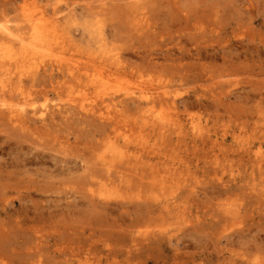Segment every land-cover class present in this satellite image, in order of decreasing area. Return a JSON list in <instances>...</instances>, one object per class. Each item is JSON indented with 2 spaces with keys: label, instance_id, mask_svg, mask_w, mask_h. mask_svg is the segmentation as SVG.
Segmentation results:
<instances>
[{
  "label": "rangeland",
  "instance_id": "1",
  "mask_svg": "<svg viewBox=\"0 0 264 264\" xmlns=\"http://www.w3.org/2000/svg\"><path fill=\"white\" fill-rule=\"evenodd\" d=\"M214 1L204 0L203 2V0H192L191 3H194V6L193 4L189 5L191 4L189 0L185 2V5L183 3L184 8L176 9L177 13L180 11L182 15H185L186 10L190 15L194 13L196 18L194 17V19L192 17L189 20L191 22L194 19L197 23H194V20L190 24L182 21V26H187L188 24L191 28V25L195 26L196 24L199 25L202 23L201 27L207 28L204 30L207 34L209 32L210 35H213L212 37L218 36L211 38L210 35H207L205 40L210 37L209 40L212 39L214 45H218V48L225 49L226 51H244L248 48L246 50L248 55L243 53L239 58L240 63L243 65H258L261 62L264 63V45L262 43L264 42V0H221L220 4L219 2L217 3L219 4L218 6H213L212 3ZM124 2V0H0V26L7 24L12 27H21L30 23L29 19L31 20V17L32 20L34 18V20H37L42 15H44L45 19L51 20L53 18L58 19L60 22L67 21L69 23L72 19L69 16L72 15V12L74 14L76 13L77 17L75 19L77 22L73 21L74 18L70 21L74 23L72 25L69 23V32L65 33L63 37L67 40L72 38L79 41V43L81 42L82 47L86 49L89 46L92 55H96L99 53L96 48L98 45L96 44V40L99 41L101 39L97 38L104 37H100V32H102L105 35L104 39L106 43H108L105 47L109 48L111 55L115 53V57L120 56L124 67L120 72L126 73V82L123 84L117 82L114 85L122 87H125V85H134V83H140L142 85L150 84L152 86L159 85L161 89H158V91L165 89L175 94V103L173 104L175 109L172 112L177 116L179 124L173 130L165 133L156 129V126L145 127L142 132L156 148V151L160 153L166 152L169 155L172 154L173 157H171L175 159V165L174 167L172 165L169 167H173L176 170H171V173L173 172L175 175L178 171L180 174L184 173V170L185 173L188 172L187 177H185L187 181L183 182V184L182 182L174 183L172 189L175 190L176 197H181V192H185L183 193L185 196L182 198L185 203L182 204L186 207L185 211L189 221L184 224L179 218L176 217L174 219V215L166 214L165 211L166 215L163 212L150 214L148 211L157 208L159 206L158 202H146L142 201V198L135 200V198L129 197V199L126 196H133L132 193L125 190L122 191L121 188L122 193L125 191V198L123 200L117 197L118 194L115 195L116 199L113 196L108 200L112 208L110 219L122 223L123 221L120 219L122 216L125 221V223H122L123 226L126 224L127 226L125 227L132 229L135 235L142 239V245L147 246L143 248L146 254L142 251L143 258L146 255L148 256V262L146 261V264H233V262H241L243 260H247L244 264L264 263V188L262 190L261 187H257L256 190L252 188L253 182H260L257 181L259 180V169L252 161L254 158L252 152L254 153L257 150L264 152V134H261L264 133V73H260L258 69L249 70L248 68V70L242 69L227 73V70L222 67L223 60L219 57L214 60L206 58L200 61L209 66L211 65L212 68L210 70L214 72L212 73V78L209 74L207 76L196 74L198 72L194 70L192 72L182 71L185 74H189V78L187 79L188 76H186L184 79H181V72L176 69H166L161 66L152 67L150 62L147 60L143 62L140 55L136 54L137 47H139V51L145 52L143 53L144 55L153 54L152 57L155 59L158 56L156 53L159 52L160 46L166 43L171 46L172 39H175L178 34L176 33L175 35L171 28H164V23H166L164 17L165 8L158 7L155 9L156 4H153V6L145 2L144 4L147 7L143 10L140 9L141 11L136 10L133 13L125 11L126 13H122L116 5ZM208 2L211 3L209 4ZM186 4H188V8ZM178 6L182 7L180 5ZM185 8L187 9L185 10ZM86 11H88L86 14L90 13V15L86 16L83 13ZM95 12L97 16L93 17ZM153 17L154 21L152 20ZM95 19H99L98 22ZM197 20L201 22L198 23ZM99 21L104 26L103 30L98 29L100 24L97 25V23ZM167 21L169 20L167 19ZM146 23L157 24V29L158 31H162L163 37L161 35H158L159 38L156 37V39H150L148 35L140 37V31H144L145 33L146 28L144 30L142 28H144L143 26ZM86 25L91 26L92 39H90L91 37L88 38L87 33L90 28L83 30V26L86 27ZM92 26L94 27L92 28ZM212 27L216 29V32L213 34L208 31L213 29ZM98 30L99 33L96 32ZM170 31L172 33H169ZM193 32L198 34L197 30H193ZM96 35L97 38L95 37ZM88 39L92 43L87 42ZM239 41H243V44H240ZM177 42L182 43L181 46L184 47L190 44V41H186V38H182ZM72 52L75 58H77V54L79 53V56L90 54L88 51L82 53L80 51H70L71 54ZM67 55L69 56V53ZM163 59L158 56L155 61L157 60V63H162L165 66L168 61L166 62L165 59L163 61ZM188 61L194 63L193 59H185L183 63L187 64ZM217 67L219 68L217 69ZM197 98H200L205 106H197L195 102ZM184 99H187L186 102H189L186 106L181 102ZM214 99H219V103L222 100V104H219L217 101L213 102ZM146 107L145 105L144 109ZM144 109L142 107L139 110L131 107L126 108L125 120L127 121V126L125 128H133L132 130H128V132L136 131L139 133L138 123L136 121L140 119V113ZM56 128L61 137L59 140H55L54 143L50 144L51 148L45 145V143L44 145L40 144L43 148L39 147L32 150V152H43L45 155L46 158H43L45 163L43 162L41 167L39 164L36 165L34 163L28 164L25 168L15 165L21 162L23 156L29 157V154H25V152H29L27 146L30 145L29 142H25L26 140L21 145L16 146L13 143L15 140L12 139L9 142H12V148L14 149L0 152L1 162L11 158L10 160L15 165L7 169L8 171H14L11 177L12 186L0 192V208H11L14 213L11 215L0 214L1 229L10 226L12 231H16L19 228L16 226V222L24 218L22 213L27 208L28 213L31 214L34 206L42 207L45 212H64L63 215L66 217L62 216L65 219L67 218L69 224L63 222L65 220L64 218L61 219L62 222L56 224L58 230L63 233L67 232L66 235L71 236L73 233H78L84 226L87 228L88 226L91 227L90 224L87 226L84 222L87 221V216L91 217L93 215V212L86 203H84L85 205L81 204L80 202L82 200L80 199V201L78 198L85 192L86 187L84 186V188L82 184H78L79 187H77L76 184L70 183L73 181L65 176L64 178L61 175V178H47L44 175L48 176L50 170L63 164L58 159H64V157L66 159H72L69 153L65 154L66 152H63V149L60 148L59 143L56 141H61L63 145V142L65 143L69 139L68 143L71 142L74 144L77 142L79 144L77 146L78 148L71 146L70 148L73 149L69 152H94L91 148L94 146L93 143L102 137L93 138L89 127L88 130L90 132H84V134L80 133L79 131H83L78 130L79 128L75 126L72 127V129L74 128L73 130L65 127L64 124H60ZM64 128L67 133L69 132L68 134ZM85 129L87 130V127ZM85 129L84 131H86ZM78 132L79 134H77ZM202 134L204 136L206 135L205 140L200 138ZM39 141L43 142L44 139L43 141ZM85 142L87 143L84 144ZM65 145L67 146V144ZM260 145L261 149H259ZM15 147H19V149L15 150ZM22 148L23 150H21ZM163 148L166 149L163 151ZM5 152H11V157L5 154ZM177 161H180L181 164L179 162L176 163ZM53 163L56 167H53ZM159 165V168L165 169L164 166ZM183 166L185 168L190 167L189 171L188 169H184ZM190 173L193 175L192 177H190ZM253 177L256 178L255 181H252ZM244 179L246 180L247 187L245 182H239ZM236 184L237 186H235ZM241 184H244V187L242 186L243 189L241 187L239 188ZM27 186H30V188H27ZM41 186L44 187V192L40 193L35 191L37 187L40 188ZM175 186L177 187V191L173 188ZM192 186H194L193 190L189 191V188ZM118 189L116 190L118 191ZM26 191L32 193V201L29 199L21 200L22 198H19V192L24 194ZM66 195L68 197H65ZM254 195L257 197L255 198ZM70 196L71 198H69ZM75 202L74 210L72 206ZM77 204L80 206L78 207ZM229 207L237 210V214L228 217L225 209ZM71 211L76 212L74 213L75 215L71 214ZM86 211L90 215H87ZM69 212L71 214L70 216H72L70 218L68 215ZM162 213L164 216H162ZM77 214L79 217H77ZM76 218L79 223L76 222ZM171 219L176 221L173 223L174 225L169 222L172 221ZM28 224L29 222L25 226H29ZM108 224H112L110 220ZM177 224V230H172L175 226L177 227ZM171 226L174 227L170 230ZM97 227L99 226H95L93 229H99ZM165 227L167 228L165 229ZM78 228L82 229L78 230ZM168 229L169 231L166 232ZM143 232H145L144 235ZM97 236L99 237L96 234L95 239L102 237L100 236L98 238ZM104 237L102 238L104 239ZM17 241L21 242V239ZM111 242L114 243L112 240L108 243L113 245ZM17 245L20 247L21 243ZM148 247L151 249H148ZM2 263L0 260V264Z\"/></svg>",
  "mask_w": 264,
  "mask_h": 264
},
{
  "label": "bare ground",
  "instance_id": "2",
  "mask_svg": "<svg viewBox=\"0 0 264 264\" xmlns=\"http://www.w3.org/2000/svg\"><path fill=\"white\" fill-rule=\"evenodd\" d=\"M124 1V3L116 5L122 13H126L125 11H129L130 13L136 12V10L141 11L140 9L143 10L147 7L146 4H156L155 9L158 7L165 8L164 17L166 23H164V28H171L175 35L176 33L178 34L175 39H172L173 42L171 41V46H169L168 43L163 44L160 46L159 52L156 53L159 57L164 58L166 62L168 61V63L165 62V66L162 63V65L157 63V60L155 61L158 56L153 59V54L144 55L143 53L145 52L139 51V47H137L136 54L140 55L143 62H146L145 60L150 62L152 67L161 66L166 69H176L181 72V76L183 77H180L181 79L189 75L182 71L192 72L194 70L198 72L196 74H201V76H207L209 74L211 77L212 73H214L210 70V68H212L211 65L209 66L200 61L206 58L214 60L219 57L223 60L222 67L227 70V73L247 68L249 70L258 69L260 73H264V63L262 62L258 65H243L240 63V55L243 53L248 55L246 51L248 48L244 51H226L225 49L218 48V45H214L212 39L209 40L210 37L205 40L210 33L208 32L207 34L206 31H204L207 28H202V23L199 25L196 24L195 26L191 25V28L188 24L187 26L185 25L186 27L182 26V21L190 24L196 18L194 13L192 15L187 13L186 9L188 8V4H186L187 8H185V15H182L180 11H178L180 14L177 13L176 9H183L185 2H188V0H182L183 2H180V0ZM189 1L190 3L192 2V0ZM220 1L221 0H215L212 3L213 6H218ZM145 2L146 4H144ZM215 2L216 4L219 2V4L216 5ZM208 3L210 4L211 2ZM192 4L194 6V3L189 5ZM83 13H85L86 16L90 15V13L86 14L88 11ZM94 16H97L96 12L93 17ZM75 17H77V15L73 12L72 15L69 16L71 20L74 18L73 21L77 22ZM192 17L195 18L190 22L189 19ZM34 19L32 20L31 17V20L29 19L30 23L21 27H12L7 24H2L0 26V152L14 149L12 148V142H9L12 141V139L15 140L13 143H15L16 146L21 145L26 140L25 142L30 143V145L28 144L29 146H27L29 152H25V154H29V157L23 156L21 162L15 165L25 168L28 164L34 163L36 165L39 164L41 167L45 155L43 152H32V150L39 147L43 148L40 144L44 145L45 143V145L49 147L55 140H59L61 136H59V132H57L56 127H58V125L64 124L65 127L71 130H73L74 128L72 129V127L75 126L79 128L78 130H82L83 132H79L83 134L84 132L87 133L90 128L93 138L102 137L97 142L93 143L94 146L91 148L94 152H69L72 151L73 148H78L77 146H79V144L77 142L74 144L71 142L68 143L69 139H67L65 143L63 142V145L61 141H56L59 143L58 145L60 148L63 149V152H66L65 154L69 153L72 159H66L65 157L64 159H58L60 160L59 162L63 164L50 170L48 176H44L52 178L60 177L61 175V177L63 176L64 178L65 176L73 181L70 183L76 184L77 187H79L78 184H82L83 187L85 186V192L82 193L81 196L78 195V198L82 200H80L81 204L86 203V205H88L93 215L91 214V217L87 216V223L84 222L87 226L90 224L91 227L88 226L87 228L84 226L86 227L84 228L82 226V230L78 228V230H81L78 231L79 234L73 233V235L71 234L70 236L66 235L67 232L63 233L58 230L56 224L62 222L61 219L66 217L63 215L64 212H45L42 207L34 206L30 214L26 208L24 213L20 212L23 214L24 218L16 222V226L19 227L16 231H12L10 226L2 229L0 226V260L3 262L2 264H146L145 262H148V256L144 255L146 258H143L142 253L144 252L143 248L147 246L142 245V239L138 238L132 229L125 227L127 226L126 224L123 226L122 223H125V221L122 216L120 217L123 221L122 223L110 219L112 208L108 200L113 196L115 197L114 199H116L115 195L117 194V197L123 200L125 198V191L131 192L133 196L126 197L135 198V200L142 198L141 200L146 202H158L160 207L158 206V209L149 210L148 212L150 214H158L159 212L165 214L166 212V214L174 215V219H176V217L179 218L184 224L189 221L185 211L186 207L182 204L185 203L182 199L185 196V194H183L185 192H181V197H176L175 190L172 189L174 183L182 182L183 184V182L187 181L185 177H187L186 175L188 172L185 173L184 170V173L181 171L182 174H180L179 171L176 172L175 175L173 172L171 173V170H176L173 168L175 159L172 158V154L169 155V153L166 154V152L160 153L156 151V148L142 132L145 127L156 126V129L165 133L169 130H173V128L179 124L177 116L172 112V110L175 109L173 105L175 103V94L165 89L158 91V89H161L159 85H142L140 83L125 85V87L114 85L115 83L117 84V82L119 84L126 82V73L120 72V70L124 68L120 56L115 57V53L111 55L109 53V48L105 47L108 43H106L104 39L105 35L102 32H100L102 34H100V37L104 36L103 38H97V35L95 36L97 39H101L99 41L96 40V44H98L96 48L99 53L92 55L89 46H87L88 48L86 49L82 47L81 42L79 43V41L72 38L67 40L63 37L65 33L69 32L70 24L72 25V23H74L73 21L71 23L70 20V24L67 21H62V23L58 19H45L44 15L40 16L37 20ZM167 19L170 22L167 21ZM199 19L201 20V18ZM95 20L98 22L99 19ZM152 20L154 21V17ZM65 22H67L68 25ZM193 22L195 23L196 21L194 20ZM200 22L201 21H198V23ZM98 24H100V21L97 25ZM89 25H86V27L83 26V30L85 28H90L87 32L88 38L93 36L91 33V26L89 27ZM101 26L102 24L98 26L99 30H103L104 26ZM93 27L94 26H92V28ZM143 27L142 29L144 30L146 28V30L145 33L144 31H140V37H145V35H148L150 39H156L158 35L163 37L162 31H158L157 29V24L146 23ZM192 29L197 30L198 34L194 33ZM99 30L96 32L99 33ZM215 30L216 29L213 28L208 31L213 34L216 32ZM96 32L95 34H97ZM172 32L170 31L169 33ZM210 36L211 38L218 37H212L213 35ZM92 38L93 37L90 39ZM182 38H186V41H190V47L181 46L182 43L180 44V42H177ZM90 39H88L87 42L92 43ZM239 42L243 44V41ZM262 43L264 45V42ZM70 51H80L81 53L88 51L90 54L79 56V53L77 54V58H75L73 52L71 54ZM67 53H69L70 57ZM185 59H193L194 63L188 61L187 64H185L183 63ZM218 68L219 67H217V69ZM188 78L189 76L187 79ZM182 83L181 85L185 84ZM118 92L119 94H117ZM186 101L187 99L181 101L184 106L189 103ZM215 101L218 102L219 99H214L213 102ZM220 101L221 102L218 103L222 104V100ZM195 102L197 106L204 105L200 98H197ZM142 105L144 107L146 105L147 107L144 109ZM127 107L136 108L138 110L142 107V109H144L140 113V119L136 121V123H138L139 133L136 131L128 132V130H132L133 128H125L127 126V121L125 120ZM86 127L87 130L85 129ZM84 129L86 131H84ZM79 132L77 134H79ZM205 136L202 134L200 138L205 140ZM43 139L46 142H44ZM86 143L87 142L84 144ZM65 144H67V146ZM71 146L73 147L72 149L70 148ZM16 149H19V147H15V150ZM165 149L166 148H163V151ZM259 149H261V145ZM21 150H23V148ZM5 154L11 157V152H5ZM174 156L176 155L174 154ZM252 156H254V158L252 157V161L259 169V180L257 181H260L256 183V178L253 177L252 181H255V183H252V188L256 190L257 187H261L262 190V188H264V152L257 150L254 153L252 152ZM10 159L11 158H8V160L5 159L6 161L3 162L0 161V192L12 186L11 177L14 171H8L7 169L15 165ZM155 159L157 162H155ZM178 162L180 163V161L176 163ZM159 164L164 166L165 169L159 168ZM171 165L173 167H169ZM54 166L55 164L53 167ZM183 167L189 171L190 167ZM23 173L25 172L23 171ZM192 176L191 174L190 177ZM239 182H245L246 184L245 179ZM243 185L244 184L239 185V188H242ZM176 186L173 188L177 191L178 186ZM235 186H237V184ZM27 188H30V186H27ZM120 188L122 191H125L122 193ZM193 188L194 186L190 187L189 191H192ZM116 189H118V191ZM35 191L40 193L44 192V187H37ZM19 193V198H22L21 200L32 199L33 195L29 191H26L24 194L21 192ZM72 194H74V192H72ZM65 197L68 196L66 195ZM256 197L257 196H255V198ZM69 198H71V196ZM75 204L76 202L72 206L74 210ZM77 205L78 207L80 206L79 204ZM11 211V208L8 207L0 208V214L4 213L6 215H11L14 213ZM87 212L88 211H86V214ZM74 213L76 212L71 211V214L75 215ZM225 213L229 217L237 214V210L229 207L225 209ZM71 214L69 212V218L72 217L70 216ZM164 214L162 216H164ZM87 215H90V213ZM77 217H79V215ZM174 219L171 220L174 221ZM65 220H63V222L69 224L67 218ZM109 220L112 223L110 225L108 224ZM172 221L169 222L172 224L176 222ZM28 222L29 226H25ZM32 222L34 223L32 224ZM76 222H78L77 218ZM179 223L181 224V222ZM95 226H99L97 227L99 229H93ZM173 227L174 226H171L170 230ZM175 227L172 230H177L178 224L177 227ZM166 228L167 227H165V229ZM89 229L90 231H88ZM168 231L169 229L166 232ZM144 233L145 232H143V235ZM96 234H98L99 237H105L103 239L97 236L99 239H95ZM18 239H21V242L17 241ZM110 240L114 242H111L113 245L108 243ZM20 243L21 246L19 247L17 244ZM148 249L151 248L148 247ZM246 261L247 260L241 262L236 261L235 263L233 262V264H244Z\"/></svg>",
  "mask_w": 264,
  "mask_h": 264
}]
</instances>
